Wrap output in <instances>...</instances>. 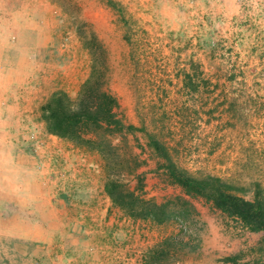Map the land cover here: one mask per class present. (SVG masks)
Segmentation results:
<instances>
[{"label":"rangeland","instance_id":"374dc122","mask_svg":"<svg viewBox=\"0 0 264 264\" xmlns=\"http://www.w3.org/2000/svg\"><path fill=\"white\" fill-rule=\"evenodd\" d=\"M92 65L133 126L105 154L40 117ZM152 139L189 175L264 189V0H0V264H264L260 235L184 195ZM134 173L168 218L111 202L107 175Z\"/></svg>","mask_w":264,"mask_h":264},{"label":"trees","instance_id":"16d2710c","mask_svg":"<svg viewBox=\"0 0 264 264\" xmlns=\"http://www.w3.org/2000/svg\"><path fill=\"white\" fill-rule=\"evenodd\" d=\"M100 75L98 68L92 65L73 98L64 90L53 91L40 105V117L48 133L70 138L105 154L110 149L107 135L131 130L133 126L123 123L117 116L116 97L106 89ZM151 144L166 160L165 167L171 181L184 195L204 198L250 232L260 235L259 241L264 244V189L256 188L252 198H245L233 192L232 185L217 175L194 177L178 169L158 141L152 139ZM134 174L138 178L133 187L107 175L103 189L111 202L131 217L150 218L156 222L168 218L170 209L167 203L142 196L139 191L141 178ZM182 200L187 202L185 198ZM222 260L228 264H262L258 258L240 261L238 254H227Z\"/></svg>","mask_w":264,"mask_h":264}]
</instances>
